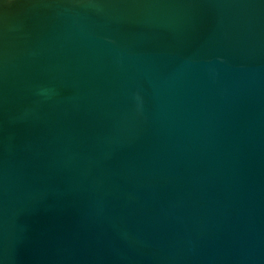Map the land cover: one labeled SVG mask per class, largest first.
I'll use <instances>...</instances> for the list:
<instances>
[{
	"label": "water",
	"instance_id": "water-1",
	"mask_svg": "<svg viewBox=\"0 0 264 264\" xmlns=\"http://www.w3.org/2000/svg\"><path fill=\"white\" fill-rule=\"evenodd\" d=\"M0 264H264V0H0Z\"/></svg>",
	"mask_w": 264,
	"mask_h": 264
}]
</instances>
